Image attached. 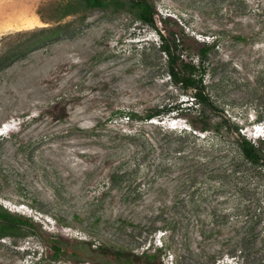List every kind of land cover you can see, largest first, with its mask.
<instances>
[{
    "label": "rangeland",
    "instance_id": "rangeland-1",
    "mask_svg": "<svg viewBox=\"0 0 264 264\" xmlns=\"http://www.w3.org/2000/svg\"><path fill=\"white\" fill-rule=\"evenodd\" d=\"M149 1L178 53L195 60L209 48L216 112L117 116L179 94L158 54H144L153 29L128 10L0 0V132L10 127L0 207L32 224L0 238V264H123L116 253L132 264H263L264 174L229 173L227 134L200 128L219 121L264 142L252 128L264 121V0Z\"/></svg>",
    "mask_w": 264,
    "mask_h": 264
},
{
    "label": "trees",
    "instance_id": "trees-1",
    "mask_svg": "<svg viewBox=\"0 0 264 264\" xmlns=\"http://www.w3.org/2000/svg\"><path fill=\"white\" fill-rule=\"evenodd\" d=\"M78 3L84 9H113V11L126 9L133 14V19L140 23V28H144V26L152 28L157 46L152 45L151 47H146L144 54L145 51L158 54L157 58L154 55L152 60L158 59L164 61V79L179 90L177 98L169 104L158 106L144 113H140L134 108L127 109L123 112L119 111L117 114L119 118H124L132 122L150 123L152 120L155 122L156 119L158 120L170 112L177 115H185L183 111L187 108H193V106L203 116L205 113H213L219 110V105L206 91V84L204 82L205 70L203 61L206 58L209 48L205 45L202 46L195 60L187 58L182 52L178 53L179 40L174 36H165L164 32L156 26L154 6L149 0H78ZM72 9V4L66 3L62 15L66 16L70 14ZM143 59L144 61L146 60V55H143ZM183 98L190 101V105L186 107L182 105V101L177 102ZM158 127L162 129L161 126ZM200 129L202 131L211 130L215 134H219L220 137L222 132L227 134L231 151L229 173L235 174V172L243 168H248L250 172L264 174L263 141L260 143L251 141L240 133L239 126L222 124L219 121L211 123L210 120H207ZM163 130L167 132L165 129ZM180 132L191 135L185 129H182ZM132 135H140L147 140L143 134L137 133ZM245 177H248V175ZM258 182L264 183V180L259 179ZM30 226L32 224L27 220H21L20 217L14 216L0 207V238L4 235L19 233L25 227ZM62 246L63 244L60 241L55 240L51 242V247L55 255H58L62 251ZM115 255L116 260L119 262L132 264L131 256L121 253H116Z\"/></svg>",
    "mask_w": 264,
    "mask_h": 264
},
{
    "label": "clouds",
    "instance_id": "clouds-1",
    "mask_svg": "<svg viewBox=\"0 0 264 264\" xmlns=\"http://www.w3.org/2000/svg\"><path fill=\"white\" fill-rule=\"evenodd\" d=\"M253 134L260 136L264 139V121L256 123L253 127ZM7 130V125L2 126V131L0 133H3ZM258 133V134H257Z\"/></svg>",
    "mask_w": 264,
    "mask_h": 264
},
{
    "label": "bare ground",
    "instance_id": "bare-ground-1",
    "mask_svg": "<svg viewBox=\"0 0 264 264\" xmlns=\"http://www.w3.org/2000/svg\"><path fill=\"white\" fill-rule=\"evenodd\" d=\"M154 122V121H153ZM156 122V121H155ZM10 127L7 126V129H9Z\"/></svg>",
    "mask_w": 264,
    "mask_h": 264
}]
</instances>
